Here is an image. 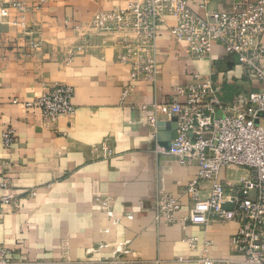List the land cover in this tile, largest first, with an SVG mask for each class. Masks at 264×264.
Segmentation results:
<instances>
[{"label":"crops","instance_id":"obj_1","mask_svg":"<svg viewBox=\"0 0 264 264\" xmlns=\"http://www.w3.org/2000/svg\"><path fill=\"white\" fill-rule=\"evenodd\" d=\"M133 1L140 0H0L9 6L0 19V182L8 181L0 196L12 193L19 203L0 211L9 264H200L204 257L236 264L240 258L231 244L235 221L188 219L193 202L186 185L197 162L167 151L176 125L170 104L175 86L194 81L196 72L220 87L229 107L237 94L263 85L243 77L236 56L219 42L207 58L189 55L169 32L170 15L157 27L156 81H131L116 34H86V28L96 12ZM253 1L189 5L204 15ZM56 83L73 88L72 115L50 120L25 105ZM8 127L14 140L6 147ZM209 186L202 183L203 196ZM162 196L178 200L179 210L159 209Z\"/></svg>","mask_w":264,"mask_h":264},{"label":"built area","instance_id":"obj_2","mask_svg":"<svg viewBox=\"0 0 264 264\" xmlns=\"http://www.w3.org/2000/svg\"><path fill=\"white\" fill-rule=\"evenodd\" d=\"M11 6L22 5L13 2ZM8 9L0 5V19L8 16ZM168 15L175 20L169 27L171 36L186 44L189 55L207 58L213 44L219 42L236 56L243 77L263 85L237 94L230 107L220 99V87L199 72L193 74L194 81L175 86L170 112L177 119V136L167 151L180 162H197L196 176L186 185L193 202L189 221H235L238 226L231 244L240 256L236 264H264V0L233 11L207 9L204 15L195 12L189 0L133 1L124 8L96 12L86 34H116L125 46L120 60L131 66V81L155 82L159 71L154 42L158 25ZM72 93L70 85L56 83L25 105L40 110L46 119L57 120L74 113ZM225 108L228 112L218 115ZM149 120L156 122L154 115ZM13 140L14 130L8 127L2 132L3 145L9 147ZM238 168L246 172L231 182L229 176L235 173L230 170ZM203 182L210 184L205 196ZM7 184V180L0 182V188ZM6 204L13 208L19 205L12 193L0 196V211ZM157 205L169 215L180 208V202L170 196L160 197ZM10 252L0 245V264L10 263ZM200 264H213V259L204 257Z\"/></svg>","mask_w":264,"mask_h":264},{"label":"rangeland","instance_id":"obj_3","mask_svg":"<svg viewBox=\"0 0 264 264\" xmlns=\"http://www.w3.org/2000/svg\"><path fill=\"white\" fill-rule=\"evenodd\" d=\"M231 172L235 173V175L229 176L230 179L236 180L240 175L244 174L246 171L243 168H238L236 170H230ZM228 171V172H230Z\"/></svg>","mask_w":264,"mask_h":264},{"label":"water","instance_id":"obj_4","mask_svg":"<svg viewBox=\"0 0 264 264\" xmlns=\"http://www.w3.org/2000/svg\"><path fill=\"white\" fill-rule=\"evenodd\" d=\"M218 115H220V114H218ZM175 120H176L175 121L176 125H175V129H174L175 132L172 134V137L169 138V141H171L172 138H175L177 136V119H175ZM168 146H169V143L167 145V148H168Z\"/></svg>","mask_w":264,"mask_h":264}]
</instances>
